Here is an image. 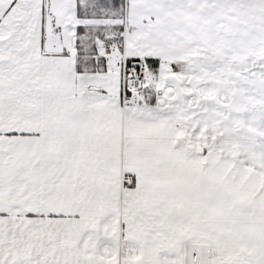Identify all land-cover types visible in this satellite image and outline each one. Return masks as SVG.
I'll return each mask as SVG.
<instances>
[{"label":"snow or ice","instance_id":"6c2138e0","mask_svg":"<svg viewBox=\"0 0 264 264\" xmlns=\"http://www.w3.org/2000/svg\"><path fill=\"white\" fill-rule=\"evenodd\" d=\"M0 264H264V0H0Z\"/></svg>","mask_w":264,"mask_h":264}]
</instances>
